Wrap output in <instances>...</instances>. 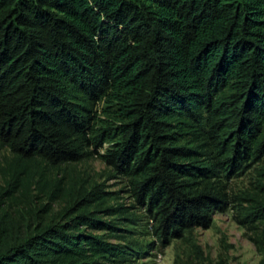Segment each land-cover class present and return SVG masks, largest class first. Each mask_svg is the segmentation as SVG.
I'll return each instance as SVG.
<instances>
[{"label": "trees", "instance_id": "trees-1", "mask_svg": "<svg viewBox=\"0 0 264 264\" xmlns=\"http://www.w3.org/2000/svg\"><path fill=\"white\" fill-rule=\"evenodd\" d=\"M0 148L13 155L0 198L29 188L30 163L96 155L162 241L244 202L264 264V170L241 196L227 184L264 157V0H0ZM72 191L58 220L0 224V264H121L125 247L83 228L129 233L135 206Z\"/></svg>", "mask_w": 264, "mask_h": 264}, {"label": "rangeland", "instance_id": "rangeland-1", "mask_svg": "<svg viewBox=\"0 0 264 264\" xmlns=\"http://www.w3.org/2000/svg\"><path fill=\"white\" fill-rule=\"evenodd\" d=\"M106 106L104 101L97 105L98 127L107 118L104 114ZM108 148L109 144H104L99 153L103 154ZM12 160L10 151L0 148V188L5 187V170ZM263 170L264 157L244 174L227 180L231 196H241L251 191ZM18 171H21L20 179L28 178L29 188L23 192L12 189L17 192L0 198V203H5L0 208V224L6 228L14 225L16 232H23L38 222L58 220L70 203L69 191L100 185L103 191L113 195L109 206H135L129 212L136 214L138 221L128 227L129 233L83 228L96 236L110 234L106 235L105 242L125 247L128 254L121 264H258L263 257V252L253 243L254 232L250 225L241 220L242 208L246 206L244 202H234L224 211L216 212L208 229L195 228L182 239L162 241L156 236L152 221L127 193L129 188L126 179L96 155L88 161L58 168L30 163L25 170ZM74 214L76 210L70 213ZM96 217L103 222H111L115 218L103 212L97 213ZM118 227L126 228L121 225ZM118 235L124 236V239L115 237Z\"/></svg>", "mask_w": 264, "mask_h": 264}]
</instances>
